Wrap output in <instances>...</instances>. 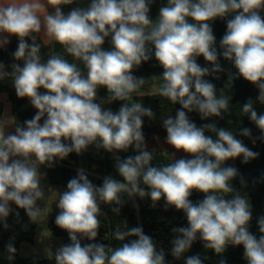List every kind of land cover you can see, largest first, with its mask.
Instances as JSON below:
<instances>
[{
	"label": "clouds",
	"instance_id": "9594fccd",
	"mask_svg": "<svg viewBox=\"0 0 264 264\" xmlns=\"http://www.w3.org/2000/svg\"><path fill=\"white\" fill-rule=\"evenodd\" d=\"M151 2L90 0L87 7L72 8L65 15L62 6L75 0H0V47L9 43L3 34L16 36L19 43L13 57L23 62V66L12 64L10 73L0 64V80L11 77L17 97L27 98L37 110L32 119L16 124L14 134H5L6 126L0 119V223L8 227L10 202H14L25 210L30 222L39 224L45 208L37 201L45 200L42 178L46 175L39 171L40 166L51 167L57 158L64 160L72 152L81 154L90 145L109 153L134 146L137 155L123 160L114 157L122 181L106 176L102 185L96 186L85 170L79 169L67 183V190L58 193L60 211L55 224L68 233L71 243L55 252L46 247L48 259L54 258L55 264H165V251L157 250L142 227L121 230L117 226L112 232V238L120 242L117 247L82 245V238L94 241L98 236L100 204L115 205L111 211L118 215L124 204L122 197L127 195L130 199L150 197L153 207L163 198L166 207L185 213L188 227L172 229L176 236L171 241V255L175 259L192 247L199 234L204 248L218 256L228 245H242L247 264H264V216L258 219L261 235L257 239L249 231L252 205L231 183L238 171L222 166L240 156L247 163L258 154L232 131L218 129L215 123L197 127L185 111H197L201 119L222 118L230 112L225 90L217 95L215 86L204 79L224 71L218 63L210 22L230 14L219 55L234 65L237 75L229 73L225 88L230 89L237 76L242 77L256 86L257 100L264 105V0H168L155 22L149 18ZM42 30L44 37L83 63L86 75L61 54L52 53L42 62L41 44L33 35ZM109 36L112 48L104 50L102 45ZM149 45H154L155 59L163 68L161 76L151 78L160 82L158 95L182 106L174 118L163 119L166 142L192 159L151 164L154 155L146 150L142 118L154 119V113L141 102H132V93L151 81L132 74L135 67L152 58ZM199 56L212 68L201 67L196 62ZM99 87H105L108 95L97 103ZM41 88L46 90L43 94ZM112 101L126 103L113 113L102 107ZM254 103L249 99L242 111L264 139V114H257ZM206 130L216 138L205 135ZM240 134L250 137L251 130L243 128ZM194 190L204 193V199L193 203L189 197ZM129 237L137 239L125 242ZM7 253L12 261L16 253L12 243L7 245ZM185 264H204V260L193 255ZM219 264H225L224 260Z\"/></svg>",
	"mask_w": 264,
	"mask_h": 264
},
{
	"label": "trees",
	"instance_id": "16d2710c",
	"mask_svg": "<svg viewBox=\"0 0 264 264\" xmlns=\"http://www.w3.org/2000/svg\"><path fill=\"white\" fill-rule=\"evenodd\" d=\"M90 0H75L72 5L62 6V11L65 15L75 7H87ZM168 0H152L150 3L149 18L157 20L159 18V10L162 6L167 4ZM262 17H264V11L261 12ZM232 18V14L221 19L217 18L210 22V26L213 30V34L216 39L214 47L218 52V63L224 71L216 73L214 75H209L204 77L205 80L211 82L216 90L217 95L220 91L225 90L224 95L229 97V108L230 112L222 114L221 117H209L207 119H201L200 114L197 111L187 112L186 114L189 120L196 124L197 127H202L205 124L215 123L216 127L224 128L226 130L232 131L235 138L242 141V143L248 147L253 152L258 155L255 159L249 160L247 163L243 162V157H237L235 159H229L225 161L224 166H231L237 169L238 175L235 179L231 181L233 187L242 195L247 196L249 203L252 205V219L249 222V231L257 237H260L258 219L264 216V139H262V133L259 128L250 120L249 115L244 114L242 111V105L246 103L249 99L255 101L253 107L257 111L258 115L264 114V105L260 104L257 100L259 95V90L255 85L245 81L242 77H238L232 82L230 89H226L225 86L228 82L229 73L237 75V70L234 65L225 60L222 55V49L220 48V41L227 31V20ZM190 23L193 21L189 20ZM36 36V42L41 44V60L46 61L49 55L52 53L61 54L70 63H76L86 75V69L82 62L75 60L71 55L67 54L64 48L56 43L55 41H49L48 43H43L38 34H33ZM30 44L31 39H27ZM19 40L16 36H13L11 43L7 47H0V64L7 65V72H11V65L14 63H19L23 66L22 61H16L13 57V53L16 51ZM153 48L152 58L147 62H142L139 67L133 69L132 74L135 77H143L150 74H162L163 68L160 66L159 62L154 56V45H149ZM104 50H111V36L105 38V43L102 45ZM196 62L201 67L212 68V65L205 61L203 56L196 58ZM218 77V78H216ZM194 90V89H193ZM0 91H7L9 98L13 101V110L15 115L16 124L23 125L25 121L32 119L37 110L31 105L27 98H18L15 92V88L12 85V78L7 77L4 80H0ZM42 94L46 91L43 88L39 90ZM107 89L105 87H99L97 90V103L104 101L107 97ZM132 102L139 101L144 107L150 108L154 113V119L148 117H143L142 132L145 138L146 149L148 151H161L167 155L170 164L178 159H189L191 155L181 151H177L175 148L170 146L166 142L167 132L163 127V119L168 116L173 118L178 110H181V105L179 103L172 104L167 98L158 95V92L152 94H143L140 91L132 93ZM125 101H112L111 103H103L102 107L105 110L110 109L113 113L119 111L120 107ZM3 104L0 102V119L2 113ZM46 119V116L42 118ZM17 126V125H16ZM243 128H248L251 130V136L245 137L241 135V130ZM205 135L211 136L213 139L216 138L215 134L209 131H205ZM255 141V143L253 142ZM66 144H70V141H63ZM93 145L88 146L91 147ZM81 154L72 152L64 160H59L58 158L54 161L51 167L47 166V173L49 180L52 183H62L65 185V190H67V183L70 179L77 176L79 169H84L85 174L88 179L96 186L102 185L104 176L97 173L96 171H91L81 166ZM153 166L165 165L152 164ZM235 194V193H233ZM124 204L120 206L119 214H115L111 211L112 207L115 205L100 204L102 214L103 225L101 230L105 233V237H101L94 241H89L86 238L81 239V243H102L109 245L111 247L119 246L120 242L112 238L113 230L119 226L121 230H126L134 227H142L143 232L153 238L155 236L154 228L157 223L154 220H148V215L142 208V212L138 211L132 204V199L128 198L127 195L122 197ZM189 199L193 203H197L204 199V193L193 191ZM9 216L7 217L6 223L7 228L4 227L3 223H0V264H55V259H48L47 257H33L31 255H22L20 252L21 242L24 240L34 241L37 233V224L30 222L24 209H21L15 205L11 208ZM149 210V209H148ZM60 211V210H59ZM55 211L49 220V227L51 231L56 235H61L65 237V245L71 243L69 240V235L66 231L62 230L55 224V217L59 213ZM175 212L179 214L180 217L184 216L181 225H186V215L183 211ZM19 213V217L16 216ZM155 217V216H154ZM186 218V219H185ZM166 223V221H162ZM172 224H176L173 222ZM188 226V224H187ZM172 229V226L167 228ZM137 239L136 237H129L125 242L129 240ZM12 243L16 249L14 259L9 261L7 259V245ZM199 255L203 260L204 264H219L221 259L224 260L225 264H247L244 259V248L242 245L233 246L228 245L226 251L221 255H216L212 250H206L203 246V242L199 239V234L197 235L196 241L193 243L192 247L182 255L180 259H175L171 255V250L165 251V264H185V260L189 256Z\"/></svg>",
	"mask_w": 264,
	"mask_h": 264
},
{
	"label": "rangeland",
	"instance_id": "374dc122",
	"mask_svg": "<svg viewBox=\"0 0 264 264\" xmlns=\"http://www.w3.org/2000/svg\"><path fill=\"white\" fill-rule=\"evenodd\" d=\"M153 22H155V19H151ZM4 70L7 71V65H4ZM162 74H150L143 77L138 78H144L146 81H150L152 77H159ZM159 80L153 79L148 84L143 86L139 91L143 94H152L158 92L159 88ZM147 150V149H146ZM148 151V150H147ZM132 153V156L137 155V151L135 150L134 146L130 147L127 151H120L115 153H109L105 151L104 149H97L95 146H91L87 148L86 151H84L81 155V166L82 168H86L91 171L100 172L104 176H111L112 178L116 180L122 181L123 178L118 174L116 170V160L115 156H119L122 160L128 158L127 154ZM151 152V151H149ZM154 155V159L151 162V164H165L166 162H169L167 159V155L161 151H152ZM193 157H190L189 159H192ZM153 166V165H152ZM224 166V165H222ZM225 167V166H224ZM44 180H42L43 182ZM45 182V181H44ZM46 184V183H45ZM42 183V187L45 189V200L44 201H37V205L41 208H45V213L41 215L39 218V224H37V233L35 236L34 241H28L24 240L21 242L20 246V252L22 255H31L33 257H46L44 249L46 247H51L53 252L55 250L63 245H65V237L61 235L54 234L48 223L55 211H59V208L57 207V201H58V193H63L65 190V185L62 183H53L52 185V191L47 190L45 185ZM143 186V185H142ZM133 205L135 208H140L142 205H151L152 206V200L150 197H145L141 199L139 196L132 198ZM159 205V207H158ZM165 200L162 198L159 202L156 203L155 206L157 207H151L156 208V212L153 213V215H156L152 219L156 221L157 225L154 228L155 236L152 238L154 243L157 246V250L163 249L164 251H169L172 248L171 241L175 238L176 234L172 232L173 228L176 227H188V222L186 221V225H181L182 220L184 217L175 216L173 215V218H169L165 213L166 206ZM162 208V209H161ZM154 210V209H153ZM102 214H104L103 211H101ZM98 219L101 222V226L98 230V236L96 239H99L101 237H105V233L101 230L103 224L102 215L98 217ZM186 219V218H185ZM162 221H166V224H163ZM172 221H175V226L172 227L171 230H168L167 225H170ZM95 239V240H96Z\"/></svg>",
	"mask_w": 264,
	"mask_h": 264
},
{
	"label": "crops",
	"instance_id": "0c3cea01",
	"mask_svg": "<svg viewBox=\"0 0 264 264\" xmlns=\"http://www.w3.org/2000/svg\"><path fill=\"white\" fill-rule=\"evenodd\" d=\"M49 12H52L53 9L49 8L48 9ZM41 38V41L43 43H48L49 40L43 36V30L40 34H38ZM4 37H6L9 41V43H7L6 45H4L3 47H7L9 46V44L11 43V40L13 38V36H8L7 34H3ZM3 65H6V64H3ZM0 102H2L3 104V107H2V113H1V119L4 120V123H5V134H14L15 132V127H16V122L15 120H8L9 118H15V115H14V110H13V101L9 98V94L7 91H0ZM15 123V124H13ZM95 146V145H93ZM128 157L132 156V153H129L127 154ZM86 169V168H85ZM39 171L43 174H46L45 176H43L42 180H44L42 183H46L45 185H47L46 189L49 190V188L53 189L52 188V185L53 183L49 180V177H48V173H47V165H43V166H40L39 168ZM99 174H101L100 172H97ZM102 175V174H101ZM104 176V175H103ZM106 177V176H104ZM52 190H50L51 192ZM132 204H133V201H132ZM134 206V205H133ZM15 207V203L14 202H10V208H14ZM135 207V206H134ZM153 206H149V205H142V207L140 208H136L138 211H143L142 208H144V210H147L148 212L147 215H148V220H153L152 219V215L154 212H156L157 210H155L156 208H151ZM157 207V206H155ZM159 207V205H158ZM149 209V210H148ZM154 209V210H153ZM162 209V208H161ZM165 213L166 215L169 217V218H173V215H175L176 217L179 216L178 213L175 212V208L174 207H167L165 208ZM156 216V215H153V217ZM184 217V216H183ZM173 222L175 221H172L170 223V225H167V227H170V226H175V224H172ZM163 224H166V223H163ZM154 230V229H153Z\"/></svg>",
	"mask_w": 264,
	"mask_h": 264
},
{
	"label": "built area",
	"instance_id": "2783aa9c",
	"mask_svg": "<svg viewBox=\"0 0 264 264\" xmlns=\"http://www.w3.org/2000/svg\"><path fill=\"white\" fill-rule=\"evenodd\" d=\"M99 186H101V185H99Z\"/></svg>",
	"mask_w": 264,
	"mask_h": 264
},
{
	"label": "water",
	"instance_id": "95a60500",
	"mask_svg": "<svg viewBox=\"0 0 264 264\" xmlns=\"http://www.w3.org/2000/svg\"><path fill=\"white\" fill-rule=\"evenodd\" d=\"M255 143V142H254Z\"/></svg>",
	"mask_w": 264,
	"mask_h": 264
}]
</instances>
